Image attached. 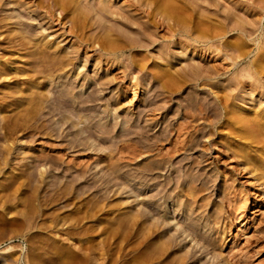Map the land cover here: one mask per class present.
I'll return each mask as SVG.
<instances>
[{
  "label": "rangeland",
  "instance_id": "1",
  "mask_svg": "<svg viewBox=\"0 0 264 264\" xmlns=\"http://www.w3.org/2000/svg\"><path fill=\"white\" fill-rule=\"evenodd\" d=\"M107 1L147 20L129 0ZM206 1L196 16H206ZM39 3L0 5V264H264V178L245 163L258 145L225 123L236 110L264 111V89L235 90L230 54L174 45L162 16L145 45L113 26L125 36L108 41L128 44L127 61L115 64L94 41L96 25L78 30ZM216 17L211 26L224 22ZM134 63L145 66L137 84L124 72ZM188 63L205 72L186 73ZM219 65L221 75H205ZM174 144L186 151L162 168ZM151 163L160 169L150 173ZM180 171L181 182L166 183Z\"/></svg>",
  "mask_w": 264,
  "mask_h": 264
},
{
  "label": "bare ground",
  "instance_id": "2",
  "mask_svg": "<svg viewBox=\"0 0 264 264\" xmlns=\"http://www.w3.org/2000/svg\"><path fill=\"white\" fill-rule=\"evenodd\" d=\"M1 1L2 0H0V5H1ZM97 1L98 2L95 4L91 3L90 4L91 6L88 5L90 7H88V6L86 7V5L83 6L84 5L83 0H40V3L38 6L44 11L46 16H48L50 18L55 17L57 20L59 19V21H61V22L63 19L67 18L68 20L66 21V23L69 22L74 28L77 27L78 30L79 29L82 30V29L86 28L87 26H89V28H90V26L92 27V26L96 25L95 28L96 27L98 28V29L96 28V30H99V32H98L99 34H96V36L94 37L95 38L94 41L95 42L99 41L101 49L106 48L105 49L106 51H107V49H110V51L108 50V58H109V60L113 59V63L116 62L115 64H118V63L123 64V62L125 64V61H127L126 60L127 57H125L126 55H125L124 50H125L126 46H128V44H122V43H120V41H118L119 43L116 41H115L116 43L114 41H110V40L108 41V38L110 39V37H111L110 33H113L114 35L115 34L118 35L117 37L120 40L121 36H123V37L125 36V35H122L123 32L121 34V32H120L121 30L124 31L125 28L126 29L128 28L129 30L128 29L127 30L129 32L137 31L136 33L139 32L138 33L139 35L137 34V36H136V39L138 37V41H137V44H135V46H139L143 42H144L143 44L145 45V42L148 43V41H149L150 37H148V36L149 35L151 36L153 31L156 30V28L155 29L152 28V27H157V25L154 26L155 22H156L155 18L162 16L160 18H163V21L160 23H161V25L162 24L165 25V23H167L165 25L166 27L164 30L167 33H169L168 36L170 35L169 38H172L171 41L174 45L177 43H180L182 45V43L185 42L184 39H186V40L188 39V41H189L188 44H190V45L193 44L194 48L200 47V50H202L203 52L208 51L210 54H212L214 52L219 53L221 51H223V52L227 51V55L230 54L231 62L230 63L228 62V64H229L228 68L231 66H232L231 68H234L235 77L231 79V84H234L232 86L234 87L235 90H236L235 87L238 86L239 84H241L242 86L250 85V87L254 86L257 89H264V81H263L264 80V20H263L264 19L263 18L264 17V0H236L235 2H233V0H230L229 2L231 4H229V5H232V6L228 7L227 8L228 10H223L222 12L217 10V7H220L219 5L221 3H219L217 5V0H215V1L212 0V3H213V1L216 2V4L213 3V5L215 7H214V9H212V7H209L212 5L211 0H207L206 1L208 3V6H206L207 14H204V15H206L204 17L199 16L200 18L198 16H196L197 14H195V12H197V8L199 9V6L201 7L200 2L202 1V3H203V1L205 2V0H201V1L200 0H129V1H127L130 4V7L131 6L134 7L133 10H136V12L140 13L139 15H143V16L147 17L146 21L143 20L144 18L140 20V18L137 17L138 15H135V13L133 14L132 10H128L126 5H122V4L118 5L117 2L111 4V2H113V1H111V2L109 1L110 3H108L107 0H97ZM88 3H89V1H88ZM119 3H120V1H119ZM128 3H126V4L129 5ZM207 3H206V5H207ZM243 4H245V7H241ZM219 10H220V8H219ZM236 10H237V12H236ZM238 10H243L241 12H243L246 15V17H243L242 15H240L241 13L239 14L238 12H240V11H238ZM189 11H191V12H189ZM202 12H203V10H202ZM119 14L121 15V18H120V16H118ZM114 15L115 16L117 15V16L115 17ZM202 15H203V13H202ZM235 15H237L238 17L237 16L235 17ZM94 16H97L99 19H97V17H94ZM214 16H217L216 19H218V17L223 18L224 22L220 21V22H223L220 26L217 27V23H216L215 24L216 27L213 25L214 28H212L213 26L210 25L211 22H209V21H212V19H214ZM211 17H213V18H211ZM92 18L93 19L96 18V20L94 21ZM106 21L107 22L110 21L109 23H111V21H112V25L111 24L107 25L108 23ZM158 21H160V19ZM227 21L230 23H227ZM113 23H114V25H113ZM116 23L118 25H120V23L122 24V26L124 25L125 26V27L123 26L124 29H120V30L118 29L119 31L115 30V27H113V26H116V29H117V27H119V26H117ZM157 23H159V22H157ZM201 25L205 26V28H203ZM189 27H191L190 29L194 28L195 32H196V30L200 31V35L194 36L193 35L194 32L191 33V31H194V30L190 31L188 29ZM152 29H153V31H152ZM100 31H101V33H100ZM233 31L237 32V35H236L237 39L235 41H230V40H228V36H231L230 34ZM28 35H29V33H28ZM114 35H112V36H114ZM134 36H135V34H134ZM91 38H93V37H91ZM113 38L111 40H113ZM86 40H88V39H86ZM86 40H84V42ZM121 40H122V38H121ZM152 40H154V39H152ZM249 41H251V44H249ZM201 42L204 45L200 46L202 44ZM239 42L243 43V44H241L242 47H238L234 50L230 49V47L232 45L235 46V44L239 43ZM143 44H142V46H143ZM85 45H87V44H85ZM101 55H102V53H101ZM224 56H226V55L224 54ZM245 63H247V64L244 65ZM221 65H223V64H221ZM239 65H240V67H239ZM224 66H223V68H224ZM125 67H126L125 71H124L125 74L126 75L131 74L130 79L132 81H135L136 84L142 78L140 75H138V72H142V76L145 75V72H143L145 69V66L142 64L134 63V64L126 65ZM223 68H220V65L218 67L215 66L213 68H208L205 75L206 76L209 75L210 76L209 78L212 79V77H214V76L216 77L217 75H221L219 72ZM226 68L227 67L225 66L224 69H226ZM183 71H185L186 73L190 72L193 75L197 74L196 75L197 77H198V75L202 76L203 75L202 72L203 73L205 72V70L202 71L201 67H198V65L192 64V63H190L188 66H186L183 69ZM157 72H158V69H157ZM153 74L154 75L157 74L156 71H153ZM163 74H165V73H163ZM159 75H158V78L160 79ZM161 76H163V75H161ZM156 77H157V75H156ZM170 79H171V77H170ZM167 83H169V82H167ZM177 86H178V84H177ZM231 89L233 90V92L235 91L233 88H231ZM238 90H240V89H238ZM254 90L256 91V89H254ZM241 91H243V90H241ZM227 94H224L225 99L223 98L224 100H226V102H227V100L228 101L232 100L233 98H231V96H233L235 93H233L232 95L231 94L227 95ZM263 94H264V90H263ZM255 100H256V98H255ZM224 103H225V101H224ZM226 107L227 106H224L225 109H226ZM228 111L229 110L226 109L224 116L229 115L227 113L231 112L232 110H230L229 112ZM233 114H235L237 117H234V119L232 118L228 121L225 120L226 121L225 123L229 124L230 129L234 130V128H235V133L238 135V137H240L237 140H239L241 142H245L246 139H248V140L250 139L251 141L256 142L258 145V148L255 147L257 149L254 148L255 150H253V151L256 152L255 153L256 155H258L257 153L259 152V150L262 148L264 149V111L261 110V112L253 114L252 112H248L247 109L243 108L240 110H236V113L233 112ZM232 127H234V128H232ZM180 131L181 130L179 129V132ZM209 143H210L209 144V146H210L211 141ZM257 145H255V146H257ZM173 146L171 149L169 148L170 150L167 148L165 151L162 152V156H161L162 168L165 167V165H166L165 162H170L172 160L171 158L177 152H179L182 149L185 150L184 146L183 147L179 146V145L176 146L175 144ZM190 147L193 149L194 146L191 145V146H189V148ZM253 151H251V152H253ZM254 152L252 153L253 154L252 156H254V159H252V158L250 160L246 159L245 163L250 165L252 167V169L258 170L259 171L257 173L258 176L260 178H262V177L264 178V157L262 156V157L258 158V156H256L254 154ZM159 154H161V153H159ZM247 155H249V154L246 153L243 156L249 157ZM186 158H187V156L183 157V160ZM161 164L158 166L157 165L155 166V163H151L149 166V169L148 168L147 169L149 170L150 173H153L152 171H155V169H160ZM180 172H182V173H177L174 177H169V180L166 181V183L167 182L169 183L171 181L172 182L173 181L181 182L183 177H185L186 171H185V173H184V171H180ZM166 183H164V184L166 185ZM197 191L194 189H191V190H189V192H188L189 195H187V196H190V198L192 197L191 199L197 198L196 197L198 194ZM235 217H237V215H235ZM195 233H196V231H195Z\"/></svg>",
  "mask_w": 264,
  "mask_h": 264
}]
</instances>
